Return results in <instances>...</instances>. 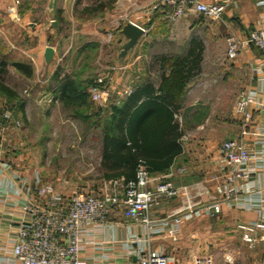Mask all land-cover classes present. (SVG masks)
<instances>
[{"label":"crops","instance_id":"obj_1","mask_svg":"<svg viewBox=\"0 0 264 264\" xmlns=\"http://www.w3.org/2000/svg\"><path fill=\"white\" fill-rule=\"evenodd\" d=\"M224 1L226 8L222 18L213 20L212 24L204 25L205 27L200 26L201 17L198 18L194 13L179 20L182 22L171 24L158 12L148 16L150 7L145 10L148 3L141 5L144 11L136 13V18H131L129 22L143 27L145 34L126 55L129 69L127 79H121L120 74L116 73L112 80V87L116 91L112 97L119 101H116L117 104L123 105L134 96L139 103L146 97L141 95V89L151 86L155 92L159 87L161 61L158 58L164 55L186 56L190 51L201 52L202 60L186 87L181 115L186 118L182 120L180 117L185 128L181 139L182 152L170 170L151 174L153 181L150 183V187H154L157 178L173 172L171 180L177 186L185 187L186 196L196 203L195 213L187 216L180 212V226L175 233L169 234L170 229L167 232H150L145 224L134 222L125 209H116L104 223L81 231V264H122L129 256L134 261V253L139 249L161 252L171 257L175 264H191L193 257L202 255H212L215 264H220L219 247H224V252L229 254L232 245L236 243L260 247L262 250L258 263L264 264V136L260 134L264 127V50L248 45L236 60L231 61L227 58L225 43L226 37L245 39L252 31L264 26V0ZM154 2L155 0L150 2V6ZM81 3L85 7L93 4L89 0L73 2L76 6ZM121 11L118 0L112 12L111 26L118 28L116 33L124 43L125 38L119 34L122 25H125L120 22ZM45 22L44 19L34 29L38 33L36 36L40 38L36 50L41 51L40 63L43 65L47 64L44 58L47 47L44 42L47 29L43 27ZM150 23L162 27L156 29L149 26ZM176 24H181L182 28H169ZM52 26L54 27L53 24ZM106 29V26H95L92 31L84 30L81 34L89 35L96 31L105 36L106 32H110ZM103 36L102 44L105 41ZM205 36L208 37L207 40ZM88 42L89 40L82 42L81 46ZM214 44L216 46L212 49ZM121 45L118 47L119 53ZM146 52H151V55L148 56ZM207 52L209 55L206 59ZM218 53H222V56ZM121 60L118 54V62ZM57 86L55 84L54 90H45L46 93L38 97L42 99L39 103L40 115L43 114L47 119H52L61 106ZM125 89L129 90L128 97L124 94ZM242 93L253 98L249 105L253 120L245 135H242L241 119L234 106L235 100ZM51 99L54 102L49 101ZM3 133L4 125L0 124V264H17L13 249L18 227L26 217L25 200L29 193L37 194L39 189L37 186L33 187L37 176L44 181L46 177H52L49 173L46 175L40 157L31 162L25 160L24 145L19 135L8 139V134L5 136ZM227 140H240L253 153L254 158L249 165L241 169L250 172L248 180L236 179L233 183L226 180L232 166L223 160L219 147ZM101 144L100 142L98 150L99 173L96 178L106 180L101 169ZM43 145L41 142V147ZM182 167L185 168L184 171H180ZM53 173L51 174L55 177ZM64 177L66 179L67 176ZM56 188L65 195L71 194L68 186ZM229 189H235V192L231 194ZM184 200H163L152 210L151 219H166L169 214L178 211ZM259 225H263V228ZM169 227L176 230L172 221ZM236 256L235 253L234 257ZM234 264L243 263L239 261Z\"/></svg>","mask_w":264,"mask_h":264},{"label":"rangeland","instance_id":"obj_2","mask_svg":"<svg viewBox=\"0 0 264 264\" xmlns=\"http://www.w3.org/2000/svg\"><path fill=\"white\" fill-rule=\"evenodd\" d=\"M105 1L107 2L106 6L101 12L88 15L82 13L85 6L82 3L77 6L74 5V0H0V55H6L10 63L7 67L6 82L22 98L29 100L26 108L29 124L23 126L24 123L16 117L14 118L11 109L12 102L0 94V124L4 125L3 135L8 134V136L5 135L9 137L8 139L17 135L20 136L24 145L25 160L31 162L40 157V163L43 165L46 175L49 173L48 175L52 177H46L44 181L37 176L33 187L37 186L39 190L46 185H53L56 190L57 186L65 185L71 190L70 193L85 191L93 195H100L107 184V180L96 178L99 173L98 150L102 134L101 126L110 116L111 105L119 102L112 97L116 94L112 87L113 77L119 73L120 78L126 80L129 69L127 68V57L118 62V47L123 44V39L116 33L118 28L111 26L112 12L118 0ZM152 1L119 0V7L122 10L120 14L122 17L121 24H126L131 18H136V13L143 12L144 7L141 8V5L148 3L145 10L151 7L150 2ZM193 13L198 18L201 17L200 26L205 27L212 24V19L200 16L196 12ZM188 16L190 14L185 18ZM44 19L46 24L43 27L47 28L45 29L44 42L56 51L54 59L46 65L40 63L42 54L40 50H36L40 38L36 36L38 33L34 30ZM52 24L55 26L53 27ZM95 26H106L108 27L106 30L110 32L109 34L104 32L105 36L100 35V33L97 34L96 31L90 32L89 35L81 34L84 30L92 31ZM149 26L156 29L162 27L161 25L155 26L154 23L153 25L150 23ZM172 26L173 29L182 28L181 24L171 25L169 28ZM102 36L105 39L103 44ZM204 38L207 40L208 37L205 36ZM227 38H225L226 46ZM86 40H89L88 44L81 46V43ZM219 44L220 42L216 45L219 46ZM216 45L214 44L212 49ZM143 54L145 53L143 52ZM146 54L149 56L151 52L150 54L146 52ZM208 55L207 52L206 59ZM218 55L222 56V53H218ZM13 62L31 65L32 76L27 77L17 71L11 65ZM58 72L62 76L69 75L85 85L84 87L89 93V105L81 106V104L74 103L72 107L59 106L58 113L53 114L52 119H47L43 114L40 115L39 103L42 102V99L38 97L44 95L45 90L55 89L54 75ZM99 80L102 82L98 84L97 81ZM87 82L92 83L86 85ZM94 87L104 90L106 94L102 105L92 99L91 91ZM125 90L124 94L128 97L129 90ZM242 95L243 93L235 100V112ZM49 101L54 102V99ZM237 115L240 117L243 127V118L239 114ZM44 137L49 138L48 143L41 141ZM41 142L44 144L42 147ZM65 175L67 176L66 179ZM62 176L63 178H61ZM61 189L63 188L61 187ZM39 190L34 195L29 193L26 199L29 196H39ZM188 202L187 199L182 201L180 208L188 205ZM181 213L185 212L181 211ZM232 246L231 251H228L229 254L224 252V247H219L222 253L218 256L221 259L220 264H234L239 261H242L243 264H259L260 251L262 250L260 247L249 243L246 245L236 243ZM233 253H236V258Z\"/></svg>","mask_w":264,"mask_h":264},{"label":"built area","instance_id":"obj_3","mask_svg":"<svg viewBox=\"0 0 264 264\" xmlns=\"http://www.w3.org/2000/svg\"><path fill=\"white\" fill-rule=\"evenodd\" d=\"M225 1L205 0H155L149 8L148 16L160 13L169 23H176L190 13L212 20H219L225 12ZM133 23V22H132ZM143 28V27H142ZM145 30V29H144ZM248 45H254L264 50V26L252 31L247 38L229 36L227 38V56L235 60ZM99 80L97 83H101ZM104 90L94 87L91 91L93 101L102 105ZM252 96L243 93L237 104L236 114L243 118L242 135L247 133L252 122L249 105ZM264 136V127L260 130ZM219 152L225 162L232 166L226 177L229 183L236 179L248 180L250 172L242 171L254 158L253 153L240 140H228L219 147ZM184 171V169H180ZM173 172L159 177L154 187L152 175L146 166L138 168L137 179L125 183L122 179L107 181L102 194L93 195L85 191H76L65 195L57 191L53 185L40 188L39 196H29L25 200V219L18 227L17 240L13 249V257L17 264H81L80 241L81 231L90 230L97 224L104 223L116 209H125L129 217L138 223H143L150 232L175 233L180 226L178 213L184 211L187 216L193 215L196 203L186 196L185 187L177 186L172 180ZM229 193L235 189H229ZM187 199L188 205L169 214L164 220L151 219L152 210L163 200L173 201ZM173 222L176 230L169 227ZM263 228V225H259ZM133 261L129 256L122 264H172V258L161 252L150 249H139L134 253ZM173 264H175L173 262ZM191 264H215L212 255L193 257Z\"/></svg>","mask_w":264,"mask_h":264},{"label":"trees","instance_id":"obj_4","mask_svg":"<svg viewBox=\"0 0 264 264\" xmlns=\"http://www.w3.org/2000/svg\"><path fill=\"white\" fill-rule=\"evenodd\" d=\"M89 1L93 4L82 10L88 15L101 12L107 3L105 0ZM158 59L161 61V81L157 90L154 92L151 86H145L140 93L146 97L139 103L134 96L123 105H111V115L101 126V169L107 181L122 179L125 183L134 182L141 164L150 174L166 172L182 152L181 139L185 128L180 117L184 110L186 87L202 60L201 52L190 51L186 56L164 55ZM9 64L7 56L0 55V94L12 102L14 118L27 126L29 100L7 84ZM11 65L25 76H32L31 65L21 62ZM54 80L58 85L56 92L60 93L61 107H72L74 103L89 105V93L84 84L59 72L54 75ZM181 118L183 120L186 116ZM48 140L44 137L41 141L46 143Z\"/></svg>","mask_w":264,"mask_h":264},{"label":"water","instance_id":"obj_5","mask_svg":"<svg viewBox=\"0 0 264 264\" xmlns=\"http://www.w3.org/2000/svg\"><path fill=\"white\" fill-rule=\"evenodd\" d=\"M119 34L125 38V42L121 45L119 53V59H123L140 42L145 34V30L135 23L127 22L121 27ZM54 56L55 49L47 46L44 53L45 62L47 64L50 63L54 59Z\"/></svg>","mask_w":264,"mask_h":264}]
</instances>
